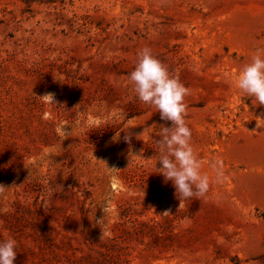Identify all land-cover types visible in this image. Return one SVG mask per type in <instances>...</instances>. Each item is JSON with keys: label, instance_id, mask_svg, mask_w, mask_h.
I'll return each mask as SVG.
<instances>
[{"label": "rangeland", "instance_id": "374dc122", "mask_svg": "<svg viewBox=\"0 0 264 264\" xmlns=\"http://www.w3.org/2000/svg\"><path fill=\"white\" fill-rule=\"evenodd\" d=\"M0 264H264V0H0Z\"/></svg>", "mask_w": 264, "mask_h": 264}]
</instances>
